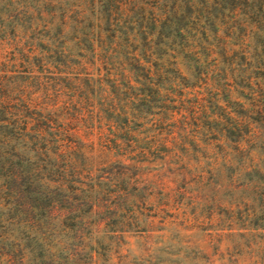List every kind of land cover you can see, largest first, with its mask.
I'll return each mask as SVG.
<instances>
[{
	"label": "trees",
	"instance_id": "1",
	"mask_svg": "<svg viewBox=\"0 0 264 264\" xmlns=\"http://www.w3.org/2000/svg\"><path fill=\"white\" fill-rule=\"evenodd\" d=\"M155 230L264 264V0H0V264Z\"/></svg>",
	"mask_w": 264,
	"mask_h": 264
},
{
	"label": "rangeland",
	"instance_id": "2",
	"mask_svg": "<svg viewBox=\"0 0 264 264\" xmlns=\"http://www.w3.org/2000/svg\"><path fill=\"white\" fill-rule=\"evenodd\" d=\"M153 200L154 205L159 206L161 200L157 196ZM157 214L166 215L162 211ZM157 226L159 217L155 215L153 227ZM160 234L161 231L155 230L142 238L138 236L129 238L130 248L137 255L129 252L125 261L114 259L113 264H232L233 248L224 249L211 242L208 244L199 232H194L187 242H176L175 239H171L175 234L174 230L163 233L165 240ZM143 247L150 248V251H142Z\"/></svg>",
	"mask_w": 264,
	"mask_h": 264
}]
</instances>
